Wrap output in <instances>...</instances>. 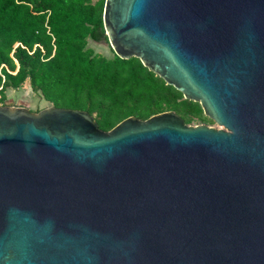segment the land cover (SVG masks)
<instances>
[{
	"label": "water",
	"instance_id": "obj_1",
	"mask_svg": "<svg viewBox=\"0 0 264 264\" xmlns=\"http://www.w3.org/2000/svg\"><path fill=\"white\" fill-rule=\"evenodd\" d=\"M102 22L223 128L0 105V264H264V0H104Z\"/></svg>",
	"mask_w": 264,
	"mask_h": 264
},
{
	"label": "trees",
	"instance_id": "obj_2",
	"mask_svg": "<svg viewBox=\"0 0 264 264\" xmlns=\"http://www.w3.org/2000/svg\"><path fill=\"white\" fill-rule=\"evenodd\" d=\"M104 0H0V101L27 81L56 107L86 110L102 130L128 116L172 110L185 123L212 121L198 102L136 57L105 56L88 40L108 42Z\"/></svg>",
	"mask_w": 264,
	"mask_h": 264
},
{
	"label": "rangeland",
	"instance_id": "obj_3",
	"mask_svg": "<svg viewBox=\"0 0 264 264\" xmlns=\"http://www.w3.org/2000/svg\"><path fill=\"white\" fill-rule=\"evenodd\" d=\"M92 1L94 2L96 0H92ZM87 45L90 46L94 51L104 54L105 56H112L114 54V51L112 50L109 42L97 43L92 40H88ZM0 105L24 106L32 111H37L50 104L44 99H42L38 92L32 91L28 85V82L25 81L16 88H10V87L6 88L4 91V97L0 101ZM188 124L189 125L206 124L214 128H223L213 120L205 121V122L193 120Z\"/></svg>",
	"mask_w": 264,
	"mask_h": 264
}]
</instances>
